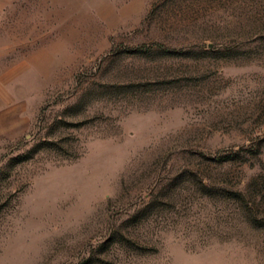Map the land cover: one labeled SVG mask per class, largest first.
<instances>
[{"label": "rangeland", "instance_id": "374dc122", "mask_svg": "<svg viewBox=\"0 0 264 264\" xmlns=\"http://www.w3.org/2000/svg\"><path fill=\"white\" fill-rule=\"evenodd\" d=\"M0 264H264V0H0Z\"/></svg>", "mask_w": 264, "mask_h": 264}]
</instances>
